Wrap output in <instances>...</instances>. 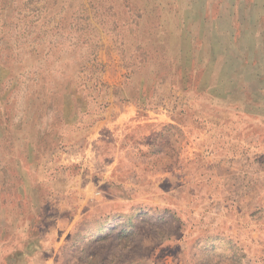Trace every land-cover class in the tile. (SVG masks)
I'll list each match as a JSON object with an SVG mask.
<instances>
[{"label":"rangeland","instance_id":"rangeland-1","mask_svg":"<svg viewBox=\"0 0 264 264\" xmlns=\"http://www.w3.org/2000/svg\"><path fill=\"white\" fill-rule=\"evenodd\" d=\"M263 3L0 0V264L23 247L13 226L34 202L41 246L62 237L58 264H264L262 123L159 76L152 40L165 14L214 50L237 40L232 16L234 30L261 22ZM121 109L132 119L89 133ZM66 186L60 217H78L56 229L47 218Z\"/></svg>","mask_w":264,"mask_h":264},{"label":"crops","instance_id":"crops-1","mask_svg":"<svg viewBox=\"0 0 264 264\" xmlns=\"http://www.w3.org/2000/svg\"><path fill=\"white\" fill-rule=\"evenodd\" d=\"M233 18L232 16L231 28L234 33L238 32L237 40L228 39L222 44V37H219L214 50L213 47L207 45L208 40L204 38L202 31L192 29L191 24L188 26L184 22L175 27L173 20L164 14L157 19L159 22L157 25L154 23L152 25L153 20L156 19L151 18L149 25L153 26L152 40L158 48L156 65L158 73L163 76H173L177 73L178 78H172V80L178 81L180 89L188 90L187 87L193 84L196 92L210 96L216 104L215 108L226 110L223 112L225 115L229 116L238 112L251 113L259 119L263 131L262 162L264 163V8L262 9V21H259L256 26L250 24L247 32L241 30V27V29L234 30L236 28ZM59 84L60 82L56 85ZM71 98L72 96L68 95L64 100L66 102L64 107L67 106V109L63 113L66 112L64 116L69 117L66 119L67 124L75 122L73 120L76 115L75 106L73 102L70 105L68 102ZM102 112L103 114L98 113L94 116L96 121H93L94 123L89 127L90 134L100 133L106 129L105 127L114 128L116 123L122 124L123 119H132L133 113L131 109H121L119 114L114 115L106 110ZM10 113L13 114V112ZM182 114L178 115L179 123L183 122ZM19 119V125L25 126L27 123L25 109L22 113L19 112ZM94 119L91 118V120ZM20 137L16 138V142L21 140ZM69 188L70 186H66L60 190V196L53 208L56 218L51 216L47 218V221L57 220L56 229L61 225L71 227L78 217V214L70 220L60 217L65 209L62 193L67 192L65 189ZM31 208L33 210L27 213L29 219L18 216L13 226L16 241L22 240L24 245L8 254L6 259L11 264H20V260H26V264H33L31 261L42 256L44 257L42 264H58L62 255L60 250L63 243L62 237L53 238L49 241L48 249L43 248L41 245L48 243L45 238L47 233L43 234V230L42 232L38 230L40 225H43L45 213L35 202ZM26 231L30 234L28 238Z\"/></svg>","mask_w":264,"mask_h":264},{"label":"trees","instance_id":"trees-1","mask_svg":"<svg viewBox=\"0 0 264 264\" xmlns=\"http://www.w3.org/2000/svg\"><path fill=\"white\" fill-rule=\"evenodd\" d=\"M156 70H157V73H158V69H156ZM158 75H159V76H161L162 74H159V73H158ZM175 75H177V73H176ZM175 75H174V76H175ZM191 86H193V87H194V85H193V84H192Z\"/></svg>","mask_w":264,"mask_h":264}]
</instances>
